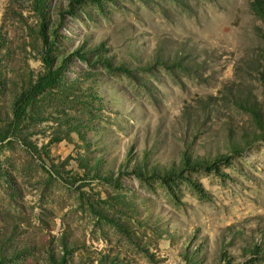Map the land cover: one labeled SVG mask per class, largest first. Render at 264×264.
I'll return each instance as SVG.
<instances>
[{"label": "rangeland", "instance_id": "obj_1", "mask_svg": "<svg viewBox=\"0 0 264 264\" xmlns=\"http://www.w3.org/2000/svg\"><path fill=\"white\" fill-rule=\"evenodd\" d=\"M253 1L0 0V264H264Z\"/></svg>", "mask_w": 264, "mask_h": 264}, {"label": "trees", "instance_id": "obj_2", "mask_svg": "<svg viewBox=\"0 0 264 264\" xmlns=\"http://www.w3.org/2000/svg\"><path fill=\"white\" fill-rule=\"evenodd\" d=\"M252 5L254 7L255 12L264 20V0H254L252 2ZM79 54V52H76ZM47 61V59H46ZM157 64V63H164L168 66L170 65H179V66H184L187 65L186 61H183L182 55H174V59H167L164 60L160 52L156 53L154 59L152 60L151 63L148 64ZM148 65V66H151ZM259 77L260 79L264 82V62L261 65V68L259 69ZM233 103L250 113L252 116V119L254 120V123L256 127L258 128V131L255 130H244L241 132L240 139H237V137H234L231 133L228 134V139H229V149L232 152H240L244 149L245 146H248L252 144L253 142L262 139L264 137V109L262 105L259 103L257 100L256 96L254 94H248L245 96L242 95H237L233 98ZM186 157V162L190 163L191 166H203L204 163L201 160H192V162L189 160V155H185ZM258 246H256L257 248Z\"/></svg>", "mask_w": 264, "mask_h": 264}]
</instances>
